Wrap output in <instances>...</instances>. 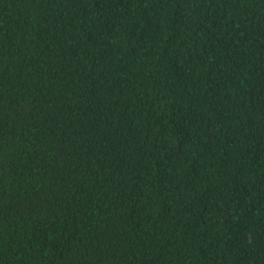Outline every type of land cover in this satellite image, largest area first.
<instances>
[{
    "label": "trees",
    "instance_id": "16d2710c",
    "mask_svg": "<svg viewBox=\"0 0 264 264\" xmlns=\"http://www.w3.org/2000/svg\"><path fill=\"white\" fill-rule=\"evenodd\" d=\"M0 264H264V0H0Z\"/></svg>",
    "mask_w": 264,
    "mask_h": 264
}]
</instances>
